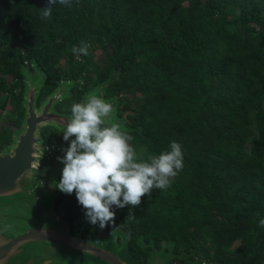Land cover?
<instances>
[{
    "label": "trees",
    "instance_id": "trees-1",
    "mask_svg": "<svg viewBox=\"0 0 264 264\" xmlns=\"http://www.w3.org/2000/svg\"><path fill=\"white\" fill-rule=\"evenodd\" d=\"M81 42L87 56L72 52ZM33 66L45 76L37 107L58 82H76L77 103L114 76L104 99L120 98L114 116L126 114L121 130L138 160L181 145L183 168L170 185L116 208L105 225L126 234L134 264L148 263L152 243L179 260L264 264V0H0V91L20 85L12 102L22 122L24 71ZM63 100L55 111L71 115ZM54 211L72 234L90 225L75 191L60 192Z\"/></svg>",
    "mask_w": 264,
    "mask_h": 264
},
{
    "label": "water",
    "instance_id": "water-1",
    "mask_svg": "<svg viewBox=\"0 0 264 264\" xmlns=\"http://www.w3.org/2000/svg\"><path fill=\"white\" fill-rule=\"evenodd\" d=\"M35 69L37 80L32 79L28 70L24 71L25 113L22 130L0 152V264H55L56 261L71 257L81 260V264L87 258L92 259L90 264H134L131 258L126 260L121 252V249L126 248L125 244L127 246L126 235L123 238L124 246L120 231H116L111 236L113 238L108 239L101 236L95 240L83 238L84 229H92L96 233L100 229L98 225H85L73 235L69 223L61 220L54 211L61 191L56 189L55 196L41 198L36 193V187L31 186L30 179L38 173L43 161V140L38 132L45 126H53L62 132L65 121L70 117L54 108L76 84L73 81L58 82L55 91L37 107V98L44 86L45 76L36 66ZM113 77L110 76L98 91L84 95L80 102L92 94L104 99L105 89L113 81ZM114 113L115 109L105 118V123H115L123 129L124 125ZM116 241L120 253L104 247V244L109 246ZM164 252L156 251L152 243L147 264H168L174 258H185L184 254H173L172 250L167 254Z\"/></svg>",
    "mask_w": 264,
    "mask_h": 264
},
{
    "label": "clouds",
    "instance_id": "clouds-1",
    "mask_svg": "<svg viewBox=\"0 0 264 264\" xmlns=\"http://www.w3.org/2000/svg\"><path fill=\"white\" fill-rule=\"evenodd\" d=\"M57 2L71 4V0H48L49 5ZM51 9H42L43 16H49ZM88 47L81 42L72 52L87 56ZM112 111V105L95 94L72 104L71 117L61 132L68 146L62 150L63 156L57 157L63 167L54 184L62 193L75 191L87 221L100 228L113 221L116 208L139 205L141 197L153 188H167L170 178L183 168L181 145L176 141L170 143L169 150L147 161L138 160L129 143L131 137L115 123L104 126ZM258 223L264 227V218Z\"/></svg>",
    "mask_w": 264,
    "mask_h": 264
},
{
    "label": "rangeland",
    "instance_id": "rangeland-1",
    "mask_svg": "<svg viewBox=\"0 0 264 264\" xmlns=\"http://www.w3.org/2000/svg\"><path fill=\"white\" fill-rule=\"evenodd\" d=\"M98 56H99V53L97 52L96 57H95L96 62L98 60ZM59 64H60L59 71L67 70V68L64 64L63 58L59 61ZM28 74L31 75L33 80L38 79V74H37L34 66L32 67V70H28ZM11 87L14 88L13 92L9 91V89ZM20 89H21L20 85L17 82H15V84L13 82L12 84L7 85L5 91H0V97L4 98V102L2 104H0V139L6 140L7 138H9L11 140L10 144H11L15 134L18 131H21L22 127H23L22 119H20V108L14 106V104L12 102L13 99L19 97ZM70 99H71V94H70V92H67L66 98H64V100H63L64 104H63L62 108H64V109L68 108V110L71 109L72 104H74L75 102L70 100ZM120 105H121L120 98H117V103L115 102V104H114L116 111L120 108ZM67 116L71 117V115H67ZM119 117H121L123 120L122 121L121 119L118 118V120H120V123H122L123 125L125 123L127 125L128 120L126 119V114L123 113ZM57 129L54 128L53 126H45L39 130L38 135H39V137L42 138V140L62 141V138L60 136L62 133L59 132ZM9 145H6L5 147H7ZM42 145H44L43 142H42ZM66 147L67 146H65L63 149H65ZM63 154H64L63 151H61V153H58L55 156V158L63 156ZM46 163L44 164L45 168L43 169L42 167H40L41 169L38 171V173L36 175L32 176L30 179L31 186L36 187L35 188V189H37L36 193L41 198H47L50 196H55L57 194V190L54 187V184H55L54 181L55 182L59 181L60 175H61V169H62V164L60 162L57 164L54 163L51 165L48 163L46 164ZM105 230H106L105 227L103 229L100 228L98 230V232H96V234H99V235H96L94 240L97 238H101V237H103V239L113 238L111 236H114L116 231H120L119 234L122 237V241L126 235L125 233H123L119 229H113L111 232H106ZM103 239L101 241H103ZM116 244H118L117 241H116V243L112 242L109 246L104 244V247H109L112 250V252L120 253L119 247ZM138 244L141 247L145 248L146 244H144L140 240L138 241ZM123 246H124V241H123ZM125 247H126L125 249H121V252H122V255L124 256V258L126 260H129L131 257L128 256L126 253V251H127L126 244H125ZM167 247L169 248L168 244L162 243V247L159 251H161V250L165 251ZM168 252L169 251H167V252L165 251L164 253L167 254ZM80 259H82V258H80ZM56 262L57 263H55V264H81V260H79L78 258H74V257H71L67 260H59ZM84 262H85L84 264H88V263L90 264L92 262V259L87 258L86 260H84Z\"/></svg>",
    "mask_w": 264,
    "mask_h": 264
},
{
    "label": "built area",
    "instance_id": "built-area-1",
    "mask_svg": "<svg viewBox=\"0 0 264 264\" xmlns=\"http://www.w3.org/2000/svg\"><path fill=\"white\" fill-rule=\"evenodd\" d=\"M68 146V141H54L51 144L42 145V155H43V162H47L53 157H55L58 153H61L63 148ZM194 264H210L202 262L201 260H197V257L194 258Z\"/></svg>",
    "mask_w": 264,
    "mask_h": 264
},
{
    "label": "flooded vegetation",
    "instance_id": "flooded-vegetation-1",
    "mask_svg": "<svg viewBox=\"0 0 264 264\" xmlns=\"http://www.w3.org/2000/svg\"><path fill=\"white\" fill-rule=\"evenodd\" d=\"M106 98H108V99H110V98H112V97H106ZM112 107H113V110L115 109V106H114V104H112ZM67 116V115H66ZM0 140H3V139H0ZM10 143V142H9ZM8 144V142L6 141V140H3V142H2V146L3 147H1V149H0V152L2 151V149L3 148H5V146ZM45 145V144H44ZM45 162H43L41 165L42 166H40V167H42L43 169H44V167H45ZM41 169V168H40ZM74 235V234H73ZM143 248V247H142ZM143 251L144 252H146V245H145V248H143ZM168 250L166 249V252H167ZM150 252V254H151V251H149ZM164 254H166V253H164ZM175 254V253H174ZM195 256H193V257H191V258H188L187 260H179V259H173V260H171L168 264H194L195 262H194V259H192V258H194ZM137 261V260H136ZM146 261L147 260H145V262H144V264H146ZM183 261H185L186 263H182ZM135 262V261H134Z\"/></svg>",
    "mask_w": 264,
    "mask_h": 264
}]
</instances>
